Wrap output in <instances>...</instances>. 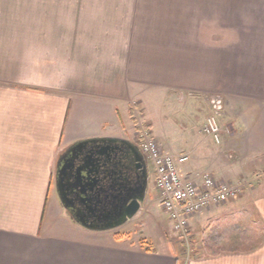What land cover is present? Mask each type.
<instances>
[{"label": "crops", "instance_id": "0c3cea01", "mask_svg": "<svg viewBox=\"0 0 264 264\" xmlns=\"http://www.w3.org/2000/svg\"><path fill=\"white\" fill-rule=\"evenodd\" d=\"M214 94L221 146L202 134ZM159 96L184 104L179 142L146 117ZM138 116L189 155L184 179L243 190L191 221L186 264H264V0H0V264H183L83 228L57 194L61 154L135 136Z\"/></svg>", "mask_w": 264, "mask_h": 264}, {"label": "water", "instance_id": "95a60500", "mask_svg": "<svg viewBox=\"0 0 264 264\" xmlns=\"http://www.w3.org/2000/svg\"><path fill=\"white\" fill-rule=\"evenodd\" d=\"M149 171L133 142L118 138L77 142L58 159L56 190L71 219L94 232L114 231L141 210Z\"/></svg>", "mask_w": 264, "mask_h": 264}, {"label": "built area", "instance_id": "2783aa9c", "mask_svg": "<svg viewBox=\"0 0 264 264\" xmlns=\"http://www.w3.org/2000/svg\"><path fill=\"white\" fill-rule=\"evenodd\" d=\"M210 113L203 125V134L217 145L223 144V135L230 128L222 125L226 103L221 95H211L207 100ZM137 144L154 170L155 187L160 203L172 222L173 229L189 245L190 223L197 215L213 206H220L240 198L241 187L219 182L212 175H205L200 183L186 180L180 174V166L189 161V155L166 154L151 132L141 126ZM227 156L232 159L234 154Z\"/></svg>", "mask_w": 264, "mask_h": 264}, {"label": "rangeland", "instance_id": "374dc122", "mask_svg": "<svg viewBox=\"0 0 264 264\" xmlns=\"http://www.w3.org/2000/svg\"><path fill=\"white\" fill-rule=\"evenodd\" d=\"M146 100L145 114L146 117H148V120L154 123L153 131L156 134L158 132H162L171 142L173 141L176 143L182 140L183 135L181 132L180 124H183L185 123V121H187L183 115L185 113L184 104L179 102L178 100L167 101L164 99V97L160 98V96L155 100ZM139 118V123L141 126H143V120L141 117ZM203 135L200 136L203 137ZM204 136L212 141L210 137L206 135ZM128 137L129 138H127L126 140L129 139L128 141H136L137 133H135L134 136L133 130L131 129ZM190 163L191 161H188L184 165L187 166ZM148 171V189L146 193V199L142 204L140 212L133 219L129 220L125 225L114 230L109 236L114 235L116 238H124L126 243L135 246H140L141 241L144 240V242L152 244L160 251H178L180 254H182V256H185L183 264H186L188 263L190 257H193L191 248L192 246H195L194 243L196 242L197 237L195 236V239L194 237H191L190 225V236L188 239L189 245H186L188 244L187 241L174 231L172 222L170 221L169 217L160 204L158 191L155 187L154 170L150 163H148ZM200 182L201 181H198L197 183Z\"/></svg>", "mask_w": 264, "mask_h": 264}, {"label": "trees", "instance_id": "16d2710c", "mask_svg": "<svg viewBox=\"0 0 264 264\" xmlns=\"http://www.w3.org/2000/svg\"><path fill=\"white\" fill-rule=\"evenodd\" d=\"M118 239H119V238H118ZM141 246H142V248L145 247V242H144V240L141 241ZM148 251H152V248H148Z\"/></svg>", "mask_w": 264, "mask_h": 264}, {"label": "flooded vegetation", "instance_id": "af4514ba", "mask_svg": "<svg viewBox=\"0 0 264 264\" xmlns=\"http://www.w3.org/2000/svg\"><path fill=\"white\" fill-rule=\"evenodd\" d=\"M135 144V143H134ZM137 146V144H135Z\"/></svg>", "mask_w": 264, "mask_h": 264}]
</instances>
